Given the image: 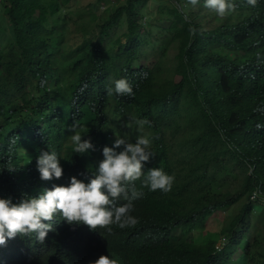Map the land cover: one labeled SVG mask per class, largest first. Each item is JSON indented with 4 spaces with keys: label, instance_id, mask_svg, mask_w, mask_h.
Listing matches in <instances>:
<instances>
[{
    "label": "trees",
    "instance_id": "1",
    "mask_svg": "<svg viewBox=\"0 0 264 264\" xmlns=\"http://www.w3.org/2000/svg\"><path fill=\"white\" fill-rule=\"evenodd\" d=\"M70 1L0 0V104L45 112L50 100L63 106L64 89L81 77L95 86L126 77L134 95L113 93L111 117L124 121L133 109L150 113V134L165 151L158 165L180 190L166 223L185 217L196 228L175 239L165 264H264V112L258 110L264 107V27L255 29L262 0L254 6L233 0V11L224 16L200 2L191 11L188 0H170L168 27L174 31L164 30L176 53L169 65L164 38L147 41L154 27L143 12L147 0H93L104 8L96 15L99 30L82 31L78 42L66 40V25L58 29ZM122 25L125 31L116 34ZM148 56L151 65H140ZM6 148L0 150V194L12 196L17 187L10 181L22 158L15 145ZM27 170L33 172L29 165ZM256 190L258 200H251ZM215 212L223 213L219 230L196 244V232ZM221 235L226 242L216 249ZM136 250L133 244L114 246L120 255Z\"/></svg>",
    "mask_w": 264,
    "mask_h": 264
},
{
    "label": "clouds",
    "instance_id": "2",
    "mask_svg": "<svg viewBox=\"0 0 264 264\" xmlns=\"http://www.w3.org/2000/svg\"><path fill=\"white\" fill-rule=\"evenodd\" d=\"M188 2H200L218 16L235 7L233 0ZM246 2L254 6L256 0ZM256 15L260 21L255 29H263L264 0ZM259 64L264 70V53ZM74 85L64 89L63 106L50 100L45 112L21 103L0 104V150L15 145L22 158L10 181L17 190L12 196L0 194V264H165L175 239L196 228L185 217L166 223L181 197L172 186L174 177L158 165L165 151L150 134L152 116L133 109L124 121L111 117L113 93L134 95L126 77L98 86L81 77ZM258 110L264 112V107ZM158 195L163 201H157ZM258 195L253 191L250 199L258 200ZM216 213L222 214L220 228L223 213ZM209 217L205 229L196 232L198 245L219 230H206ZM225 242L221 235L215 248ZM117 243L136 245L137 250L116 254Z\"/></svg>",
    "mask_w": 264,
    "mask_h": 264
},
{
    "label": "rangeland",
    "instance_id": "3",
    "mask_svg": "<svg viewBox=\"0 0 264 264\" xmlns=\"http://www.w3.org/2000/svg\"><path fill=\"white\" fill-rule=\"evenodd\" d=\"M171 3L172 2L170 0H147L143 8L144 15H150L149 24L154 26L151 27L152 29L148 30L149 35L148 37H146L147 41L151 39L158 40L161 43L160 40L164 38V44H166V53L164 56L165 65L170 64L169 61L173 60V57L176 53V48L174 45L175 43L170 42L171 34L170 36L165 37L166 32L164 30V28L168 27V24L172 19L171 16L167 13V10L171 6ZM69 4L72 8L69 12H64L63 14L60 13L62 21L59 22L58 26V29H63L64 25H66V31L68 32V37H66L67 41L72 42L71 40H68L72 39L78 42L81 38L82 31L90 32L92 29L94 31L99 30V19L96 17V15H99L100 11L104 10L102 5L100 6V8H98L95 4H93V0H71ZM188 5L189 10L191 11L195 8V5ZM168 29L174 31L172 27H168ZM114 30L116 34H120L125 31V26L122 25L120 27H116L114 28ZM146 30L147 28L145 27V31ZM0 33L2 34V36L0 35V37L1 39H3L4 30H2ZM156 34L157 36L155 37ZM175 35H179V33L176 31ZM122 40L124 39L122 38ZM148 49L149 51L151 50V48ZM154 53L156 58L159 55L160 51H155ZM139 61H142L144 64L148 65L151 64L152 59L151 56H148L147 58L139 59ZM221 218V213L211 215L207 220L206 230H218ZM205 235L206 232L204 231V237Z\"/></svg>",
    "mask_w": 264,
    "mask_h": 264
}]
</instances>
